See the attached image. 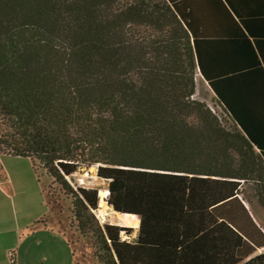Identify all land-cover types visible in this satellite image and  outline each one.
I'll list each match as a JSON object with an SVG mask.
<instances>
[{"label":"trees","instance_id":"obj_1","mask_svg":"<svg viewBox=\"0 0 264 264\" xmlns=\"http://www.w3.org/2000/svg\"><path fill=\"white\" fill-rule=\"evenodd\" d=\"M241 6L260 8L0 0V156L28 158L69 196L99 263L264 264L250 209L264 211V12ZM196 72L219 115L193 98ZM92 166L103 200L137 221L133 240L99 223L98 188L68 181Z\"/></svg>","mask_w":264,"mask_h":264},{"label":"crops","instance_id":"obj_2","mask_svg":"<svg viewBox=\"0 0 264 264\" xmlns=\"http://www.w3.org/2000/svg\"><path fill=\"white\" fill-rule=\"evenodd\" d=\"M250 2L260 5V8L251 6L250 9L251 12L259 9L260 16L264 12V0ZM241 9L245 13L244 18L255 17L248 13V8L241 6ZM214 17L219 15L216 13ZM208 88L215 102L214 93ZM216 107L219 108L217 103ZM23 159L26 161L22 162L21 169L14 170L12 175L9 167L0 160V264H75V254L66 249L64 238L44 219L46 208L42 203L41 188L35 181L36 173L31 161ZM250 208L256 221L261 222L254 215L257 216L255 211L264 215L263 209L254 200ZM262 224L264 226V222ZM263 251L264 247L259 248L252 256Z\"/></svg>","mask_w":264,"mask_h":264},{"label":"rangeland","instance_id":"obj_3","mask_svg":"<svg viewBox=\"0 0 264 264\" xmlns=\"http://www.w3.org/2000/svg\"><path fill=\"white\" fill-rule=\"evenodd\" d=\"M194 81L195 90L193 98L205 102L219 115L220 111L219 108L216 107L213 95L198 72H196L194 76ZM0 160L1 163L9 167V172L11 175L13 174L14 170L21 169L22 162L26 161L23 159V157L18 158L10 154L1 155ZM95 171V166H92L88 169H82L80 172H76L72 176L68 177V181L73 186L98 188V192L100 189H106L107 182L98 178L95 174ZM35 178L36 184H38V186L41 188L42 203L46 208L44 219L48 220L51 223V226L53 228L55 227V230L57 229L59 231L62 239L64 238L63 240L66 249L70 250L71 254H75L74 263L101 264L94 255L95 246L93 244V240L89 237H83L75 227V222L72 219V214L70 211L71 204L69 196H66L60 187L53 181V179L48 177L44 173V170L40 167H38V170L36 171ZM249 186L250 185L243 186V189L245 190L244 194L246 195L251 194V189ZM255 213H257V216H254L263 223L264 215H262L259 211H255ZM118 214L119 213L114 212L112 207H110L106 201H104V203L98 202V208L95 210V216L100 224L111 223L133 228V231L129 236L121 233L122 239L133 240L138 227L137 221L133 219L130 222V226L121 224L117 220V218H120ZM136 218L138 217L136 216Z\"/></svg>","mask_w":264,"mask_h":264},{"label":"bare ground","instance_id":"obj_4","mask_svg":"<svg viewBox=\"0 0 264 264\" xmlns=\"http://www.w3.org/2000/svg\"><path fill=\"white\" fill-rule=\"evenodd\" d=\"M103 191L100 190L99 191V203H104V200H103ZM101 209V208H100ZM103 212V211H102ZM120 216V218H117V220L121 223V224H124V225H128L130 226V222L133 220V219H130V218H125L123 217L120 213L118 214Z\"/></svg>","mask_w":264,"mask_h":264},{"label":"water","instance_id":"obj_5","mask_svg":"<svg viewBox=\"0 0 264 264\" xmlns=\"http://www.w3.org/2000/svg\"><path fill=\"white\" fill-rule=\"evenodd\" d=\"M114 212H116V211H114Z\"/></svg>","mask_w":264,"mask_h":264}]
</instances>
